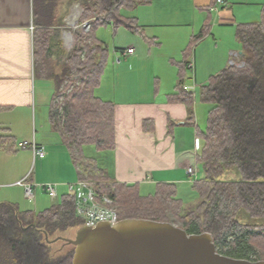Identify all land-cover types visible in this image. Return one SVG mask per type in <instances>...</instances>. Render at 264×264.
<instances>
[{
  "label": "trees",
  "instance_id": "1",
  "mask_svg": "<svg viewBox=\"0 0 264 264\" xmlns=\"http://www.w3.org/2000/svg\"><path fill=\"white\" fill-rule=\"evenodd\" d=\"M216 1L202 9L210 13ZM79 2L85 13L81 22L93 21V35L88 39L78 35L61 73L51 66L53 49H62L59 32L47 27L38 29L34 45L38 69L44 78L56 82L51 123L73 156L77 150L83 159L85 147L108 151L116 144L114 104L96 95L110 52L95 32L108 24L115 30L125 27L139 32L128 12L147 0ZM210 27L206 21L178 64L180 78L172 98L188 107L194 104V94L184 89L190 56ZM237 31L244 46L240 56L244 66L230 65L212 76L199 92L201 101L212 106L205 129H198L201 143L198 165L204 176L194 181L192 190L198 194L199 202L185 212V203L174 184H158L153 192L142 194L137 184H120L102 176L107 183L97 189L99 194L115 200L120 220L169 222L188 234L208 232L213 235L219 253L261 261L264 260V225L244 222L243 216L264 221V22L241 24ZM89 39L93 44L85 45L83 41ZM61 53L65 54L63 50ZM60 96L65 98L62 107L55 108ZM8 139L0 130V148H5ZM232 169L238 172L240 180L223 181L222 177ZM102 171L99 170V175ZM83 226L85 222L78 217L76 198L71 194L44 212L21 211L16 204L0 202V264H72L74 247L52 257V242L63 237L53 241L49 237L59 230L75 229L77 233Z\"/></svg>",
  "mask_w": 264,
  "mask_h": 264
},
{
  "label": "crops",
  "instance_id": "2",
  "mask_svg": "<svg viewBox=\"0 0 264 264\" xmlns=\"http://www.w3.org/2000/svg\"><path fill=\"white\" fill-rule=\"evenodd\" d=\"M79 1L0 0V130L9 137L5 148H0V160L15 154L18 145L23 147L25 143L22 140L33 137L31 143L44 147L46 157L34 159L32 149L27 146L30 152L25 159L26 169L18 178L30 175V181L39 185L58 184L60 200L70 194V185L82 180L84 169L77 164L61 133L51 123L56 87L47 109L45 99L48 95L44 84L39 87L38 77L40 75L48 81L54 79L44 78L38 69L34 40L35 32L40 28L47 27L52 31L61 28L62 45L71 52L73 47L63 42L64 29L73 6ZM214 1L147 0L130 10V18L135 19L139 26V32L130 31L133 35L128 48H135V52L123 56L126 48H116L113 54L109 50L110 59L101 86L96 91L99 98L114 104L115 148L100 151L95 146H88L83 151V159L94 163L96 173L103 170L101 176L110 177L120 184H137L141 189L174 184L179 191L192 190L200 173L198 129H205L212 109L199 98L200 88L212 76L229 67L236 54H242L238 52V45L230 44L222 59L204 60V51L199 49L206 47L213 38L217 42L226 40L227 28H238L242 24L239 19L244 17L235 8L241 0H224L225 6L216 13L202 9ZM263 15L264 8L262 18ZM61 21L63 26H60ZM206 21L210 22L209 33L191 53L190 60H194L195 68L186 73L185 86L194 94V104L188 107L172 98L177 93L180 78L178 64L183 61L186 49ZM235 39L238 40L237 35ZM122 59L128 62L123 63ZM109 67L113 71L111 90L107 78ZM115 85L121 86V90L115 91ZM40 107L42 110L39 111ZM38 122L42 135L39 136L36 130L32 136V129L38 127ZM89 148L91 155L87 151ZM31 159L36 168L29 174L28 161ZM107 165L110 172L105 170ZM189 168H193L197 176L191 177ZM4 171L6 168L0 163V186L10 184L2 179ZM53 171L62 178L53 179L55 173L49 176ZM37 191V201L47 195L43 189ZM2 196L3 202L12 199L5 193ZM35 208L38 209V202Z\"/></svg>",
  "mask_w": 264,
  "mask_h": 264
},
{
  "label": "rangeland",
  "instance_id": "3",
  "mask_svg": "<svg viewBox=\"0 0 264 264\" xmlns=\"http://www.w3.org/2000/svg\"><path fill=\"white\" fill-rule=\"evenodd\" d=\"M242 2H240L238 5H235L236 11L239 13H241V15H244L243 18L239 19L240 23L242 24H252V23H263V19H262V11L264 8V0H241ZM244 1V2H243ZM84 6L82 7L80 4H76L75 6H73L71 12V18L67 20V24L66 27L64 29V44H65V37L72 35L73 39H74V43H73V47L76 44V41H78V35L83 36V39H88L90 37H92L93 35V29L90 33L84 34L82 32H79V30L75 29L76 26V22H81L83 20L82 17H79L80 14H85L84 13ZM127 12V11H124ZM128 15L130 16V12H128ZM197 18L198 15H197ZM92 19V18H91ZM62 22V21H61ZM63 22L61 23L60 26H63ZM227 30H229L228 32L225 33L226 35V40L224 41H218L217 42L215 40V38H213V41H209L208 43H206V47L202 49L200 48L199 50H203L204 51V60H217V59H222L225 52H226V48L228 45L233 44V45H238L239 49L238 52H243L244 51V46L243 43L239 40L236 41L235 36L238 35V31H237V27H229L227 28ZM55 31L59 32V39L58 41L61 42L60 37L62 35V30L61 28H57ZM96 37L103 42L111 51V53H115V49L116 48H126L128 49V47L130 46V38L132 37L133 33L130 32V30H128L125 27H120L119 29L115 30L112 24H108L106 26H100L97 28L96 32H95ZM199 35V34H198ZM84 44H88V45H92L93 41L92 40H84L83 41ZM217 42V43H215ZM62 43V42H61ZM198 44L195 46V49H197ZM61 50H63L65 52V54L61 53ZM121 51H118V53H120ZM53 53H54V57L51 63V66L56 68V72L57 73H61L63 70V66L65 65L67 59L70 57V55L72 54V52L68 51L66 47H64L62 45V49L59 47H55L53 49ZM121 56V55H120ZM234 59V58H232ZM123 63H127L128 61H126V59H122L121 60ZM233 65L237 66V67H243L244 63L241 59V57L239 55L235 56V60H233ZM231 65V64H230ZM108 86L110 88V90L112 89L113 86V71L111 70V67H109L108 69ZM38 84L40 87V84H44L43 86H45V93L48 95L45 99V103H48L47 109L50 107V103L52 100V95L54 93L55 90V82L53 80H45L42 79L41 76L39 75L38 77ZM115 91L121 90V86L119 85H115ZM130 87V85H129ZM125 89V88H124ZM98 95V94H97ZM64 97L60 96L56 99L54 107L55 108H60L62 107V104L64 102ZM44 103V102H43ZM45 108V107H43ZM42 110V108H39V111ZM40 122V120H39ZM38 122V127L37 128H33L32 129V136L34 134H36V130L39 133V136L42 135V129H41V125ZM51 128V127H50ZM33 141V137L29 138V139H24L21 142H29L31 143ZM20 143V142H19ZM199 147L201 150V143L199 141ZM17 152L13 155H6L7 157H2V161L0 160V163H2L3 167L6 168V171L3 172V178L8 184L7 186H1L0 187V202H3L5 200H2L3 196L2 193H5L6 195L10 196V199L8 202H12L14 204H16L18 206V208L22 211V210H32L36 212L35 208V203L38 202V212H44L46 211V209H51L53 206L59 204L60 202V198L58 197L57 200L53 201L48 195L44 196V199L39 198V200L37 201L38 197H36V200H29L25 197V193H24V189L20 186H18V182H16L20 174H23V172H25L26 169V165L27 162L25 161V159L27 158V156H29V152H30V148L27 147H22L20 145H18L16 147ZM90 148L87 150L88 154L91 155L90 153ZM75 157L76 160H78L79 165L83 167H86L83 171V179L82 180H87V181H91L94 183V186L96 187V190L98 191L97 188H99L101 185L106 184L107 182L103 181L104 177H102L101 175H99L98 173H96L95 171V165L94 163H90L89 161H84V159H82V156L80 155V153L76 150L75 152ZM69 158V157H68ZM30 163V168L28 169V173L30 174V172H33L36 168V165L34 163V160L31 159L30 161H28ZM62 163L63 160L61 161V167H62ZM199 167V178H202L204 176L202 168L200 166ZM105 170H107L108 172H110V167L109 165L105 166ZM55 173V175H54ZM196 173V171H195ZM54 175L53 179L56 180H60L62 177L60 176V174L58 173V175H56V172H49V176ZM197 176V173L195 174ZM25 179V178H24ZM23 178L21 179L24 180ZM31 179V178H30ZM198 180V177L197 179ZM223 181H236V180H240V176L238 174V172L235 169H232L231 171L227 172L226 175H224L222 177ZM13 183V184H11ZM39 190V189H38ZM155 190L154 186L153 188L150 189L149 188H145V189H141V193L142 194H148L150 192H153ZM38 192V191H37ZM47 194V193H46ZM180 198H182V200L185 203V212L189 211L190 209H192L198 202H199V197L198 194L193 191V190H186V189H181L180 190ZM115 207L119 212L118 209V205H116L115 202ZM120 213V212H119ZM243 221L247 222L249 224H254V225H264V221L263 220H259V219H251L248 216L244 215L243 216ZM75 229L72 231V229H69L67 231H57L55 232L54 235L50 236L49 239L51 241H53L55 238L59 237H63L66 239H71L75 237ZM73 248V246H71L70 244H68V242L66 240H58V241H54L52 242V248H51V255L52 257H57L61 254H65L68 251H70Z\"/></svg>",
  "mask_w": 264,
  "mask_h": 264
},
{
  "label": "water",
  "instance_id": "4",
  "mask_svg": "<svg viewBox=\"0 0 264 264\" xmlns=\"http://www.w3.org/2000/svg\"><path fill=\"white\" fill-rule=\"evenodd\" d=\"M62 240L74 247L72 264H264L219 253L208 232L188 234L175 224L147 219L86 225L74 239Z\"/></svg>",
  "mask_w": 264,
  "mask_h": 264
},
{
  "label": "built area",
  "instance_id": "5",
  "mask_svg": "<svg viewBox=\"0 0 264 264\" xmlns=\"http://www.w3.org/2000/svg\"><path fill=\"white\" fill-rule=\"evenodd\" d=\"M223 6H225L224 0H217L211 7L210 13L218 12ZM82 14L79 17H82ZM76 30L84 34L90 33L93 29V21L76 22ZM73 36L69 35L65 37V42L69 47H73ZM135 48H128L122 52L123 56H129L134 54ZM237 56V54L235 55ZM235 60V58L233 59ZM230 64L233 65L234 61ZM189 70L195 68L194 60H190L188 64ZM185 90L192 92V90L185 86ZM30 147L34 154V159H43L46 157V150L44 147L33 143H25L23 147ZM199 148V143H198ZM188 174L191 177H195L196 173L193 168H189ZM18 186L24 189L25 197L29 200H36V194L38 189H43L47 195L53 200L58 199V184L47 183L39 185L30 181V175L24 180L18 182ZM1 187V186H0ZM70 194L76 198V212L80 219L85 222V226H94L101 222H109L110 224H116L120 221L119 212L115 207V200L108 195L99 194L94 186V183L87 180H79L77 183L70 185Z\"/></svg>",
  "mask_w": 264,
  "mask_h": 264
}]
</instances>
